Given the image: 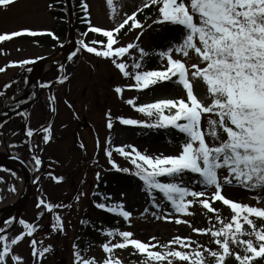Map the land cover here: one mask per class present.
<instances>
[{
	"label": "rangeland",
	"instance_id": "374dc122",
	"mask_svg": "<svg viewBox=\"0 0 264 264\" xmlns=\"http://www.w3.org/2000/svg\"><path fill=\"white\" fill-rule=\"evenodd\" d=\"M145 2L146 0H113V7H110L108 0H86L92 25L105 30L120 24L133 12L142 8ZM49 5V0H15L6 8L0 6V34H10L22 29L43 33L36 36L22 34L0 42V68L4 69L0 71V109L8 101L18 99L29 89L31 85L28 67L34 65L38 59L53 53L59 46L58 24L54 16L56 12L50 11ZM159 15L158 6H156L142 28H132L118 40V44L114 47L131 42L139 43L145 50H151L155 42L151 31L161 25L153 21L157 20ZM63 28L62 32L67 34L68 27L63 26ZM138 34H140L139 41H136ZM93 37L85 42L90 46L102 48L103 45L100 43L95 45L91 43L94 40ZM78 38L83 39V36L79 35ZM61 41H66L64 35ZM79 47L78 44L74 52ZM191 55V60L186 62L199 63L196 56ZM174 57L184 59L179 54H174ZM24 60H31L33 63L20 66L19 62ZM120 60L128 65L126 70L129 72L133 71L134 62L142 64V68L137 69L138 71L153 70L148 67L145 60L141 61L138 49L131 50L130 55L125 54ZM13 62H16L15 66H11ZM165 62L167 64V61H163L164 64ZM62 67L60 65L59 68L49 71L44 79V84L48 86L43 87L38 100L25 111L24 119L17 116L0 123V145L4 136L7 135L11 152L27 159L35 171L43 167L41 175L37 178L38 184L22 215L25 222L36 226V231L31 237L23 235L22 239L11 248L12 253L22 257L19 264H75L74 245L78 246L83 257L95 258L98 264H102L108 256L103 251L102 245L108 242L116 243L120 237L118 235L114 236L115 238L109 237L103 229L101 230L99 217L105 214L94 205L104 201L100 193L111 197L110 200L105 201L108 204L123 201L125 210L132 213L130 221H125L114 214L110 215V218L122 227V231L133 232V238L152 244L159 242L160 245L177 236H190L196 244L199 238H203V242L207 241L205 234L193 231V228H196L192 222L194 215L199 214V218L196 217L198 220L202 218L201 214L205 215L202 212L205 210L202 206L190 207L189 211L194 215L180 216L182 220L189 221L188 224H177L174 219H157L153 213L158 215L170 213V203L165 201L163 213L160 209L152 208L148 204L149 197L142 190V182L134 175L117 171L106 155L107 151H112V160L121 168L130 169L133 166L129 160L115 151L117 147L134 145L142 153L151 156L178 155L181 145L170 142L165 133L166 129L125 126L117 118H133L149 122L155 117L149 118L140 113L137 110L138 106L160 99H186V92H173L165 82H157L142 90L122 88L124 85H134V79L124 77L111 59L97 57L87 51L84 52V56L80 53L77 57L69 59L65 65L64 77L67 79L56 82L62 73ZM161 68L162 66L159 67ZM118 86L123 89L121 94L115 92ZM193 90L204 103H210V100L204 99L206 85L199 78L193 80ZM129 99L133 100L132 105L127 103ZM109 113L113 121L111 129L107 127ZM206 121L207 114L203 120L205 127ZM47 122L50 125L51 139L45 143L42 137L46 133L36 132V130L44 128ZM28 127L34 130L32 138L26 135ZM208 139L211 141L210 137ZM24 141L28 145H24ZM125 150L130 151L127 148ZM34 156H40L42 159L38 169L34 167L32 159ZM97 173H99V179H97ZM221 175H227L226 170H222ZM56 177H63V179L58 181ZM25 184V173L17 166L13 164L0 166V205L1 201L10 195L18 194L20 187ZM13 187L15 190H10ZM191 187L195 190L201 188L199 184H192ZM211 191L215 189L209 190ZM257 193L241 186L225 185L222 188V195L228 199L264 207V201L255 199L263 193ZM41 199L58 207L49 211L43 205L38 206ZM157 199H161V194H157ZM210 202L219 201L210 200ZM227 215L230 217L231 214L227 213ZM57 216L60 217L62 230L53 228V224L57 223ZM94 229L97 231L92 232ZM23 232H25L23 227L18 225L6 239L11 241ZM152 237L156 240H151ZM32 239L36 240L37 249L51 246V250L43 257L39 253L34 257ZM195 246L194 244L193 247ZM171 247L179 249L178 245H171ZM158 250L163 251V249ZM113 255L121 261V264H129V262L144 264L145 261V255L140 254L132 246L114 249ZM151 263L160 264L158 261ZM7 264H14L10 256ZM164 264H167V261ZM173 264H183V262L177 258Z\"/></svg>",
	"mask_w": 264,
	"mask_h": 264
},
{
	"label": "snow or ice",
	"instance_id": "6c2138e0",
	"mask_svg": "<svg viewBox=\"0 0 264 264\" xmlns=\"http://www.w3.org/2000/svg\"><path fill=\"white\" fill-rule=\"evenodd\" d=\"M14 2L15 0H0V6L6 8ZM108 3L113 7V0H108ZM152 5L158 6L160 14L153 23H170L183 29L178 42L155 53L167 61L162 70L138 71L142 64L134 62L133 71L129 72L126 70L128 65L120 58L125 54L130 55L133 49L139 50L141 58L149 53L139 43L130 42L114 47L118 44L114 33L119 34L129 21L132 22L130 28H142L141 22L136 19V12L110 30L93 26L90 20H86L89 30L102 34L106 41L91 42L93 45L102 44V48L90 46L83 39L77 43L88 53L111 59L124 77L134 79L135 84L129 85V88L142 90L157 82L169 81L185 90L187 99H160L138 106L140 113L149 118L155 117L149 122L117 118L125 126L172 128L178 131L184 136L181 151L178 155L151 156L142 153L134 145L117 147L115 151L130 161L132 169L121 168L116 164L112 160V151H107L106 155L113 168L134 175L142 182V190L161 213L165 201L170 203V213H153L157 219H174L177 224H188L189 221L182 220L180 216L192 215L189 209L194 204L202 205L207 212L214 213L219 227L193 228V231L209 235L210 242L215 243L217 247L205 248L196 244L190 236H177L163 245L159 242L152 244L133 238L134 233L131 231L117 232L112 229L107 231V235H118L120 240L102 245L103 251L108 254L102 264H121V261L114 257L113 250L128 246L145 255L144 264H151L152 261H158L160 264L167 261V264H173L177 258L183 264H226L228 257H234L238 264H253L255 258H264V207L228 199L222 195V188L225 185L241 186L247 190L264 192V0H146L143 6ZM81 7L86 12L87 4L82 3ZM22 34L36 36L43 33L22 29L10 34H0V42ZM139 37L140 34L137 35L136 41H139ZM79 51L80 49H77L73 52L69 59L75 57ZM174 54H179L184 59L175 58ZM191 54L196 56L199 63L186 62L191 60ZM31 63V60L19 62L20 66ZM15 64L16 62H13L11 66ZM3 70L0 68V71ZM31 70L28 68L29 72ZM196 78L206 85L204 99L210 100V103H204L194 94L193 80ZM115 92L121 94L123 89L118 86ZM127 103L132 105L134 102L129 99ZM206 114L205 127L203 120ZM108 115L107 127L111 129L113 121L110 113ZM36 132L46 133L42 137L45 143L51 139L50 125ZM26 135L29 138L34 137V130L28 127ZM126 148L130 151H126ZM32 159L34 167L38 169L42 164L41 157L34 156ZM222 170H226L227 175L222 176ZM189 173L194 176L192 183L201 186L200 190L185 184L183 177ZM55 179L59 181L63 177ZM211 189L215 191L209 192ZM10 190L15 189L13 187ZM157 194H162L159 202ZM99 195L104 201L111 199L102 193ZM121 195L123 196V193ZM201 197L204 199H200ZM255 199L264 201V197L260 196ZM210 200H218L228 206L233 214L231 218H222L219 209L214 208ZM40 205L49 211L58 207L43 199L40 200L38 206ZM95 207L110 214H117L125 221H130L132 216L130 211L125 210L123 201L112 204L98 202ZM251 217L259 219L260 225L258 226ZM56 221L53 228L62 230L59 216ZM14 222L15 218L6 224L12 225ZM18 224L25 232L18 234L11 241L4 235L6 229L0 228V264H7L9 256L14 264H19L22 257L11 252L12 246L16 245L23 235L31 237L36 231L34 224L23 219H19ZM245 236L248 239H244ZM151 240L156 238L152 237ZM36 244V240L32 239L34 257L37 253L43 257L51 250V246L37 249ZM171 245H178L179 250ZM74 247L75 264H98L95 258L83 257L78 246ZM235 248H242V253L236 252Z\"/></svg>",
	"mask_w": 264,
	"mask_h": 264
},
{
	"label": "trees",
	"instance_id": "16d2710c",
	"mask_svg": "<svg viewBox=\"0 0 264 264\" xmlns=\"http://www.w3.org/2000/svg\"><path fill=\"white\" fill-rule=\"evenodd\" d=\"M50 5H52L51 9L56 8L58 11L54 13V16L56 17V21L58 24H61V28L59 29L60 34L66 36L65 32H62L64 30L63 26L67 28V7L65 4V0H49ZM82 3H85V0H75L74 1V9H75V25H76V30L78 33H86L85 38L87 41L90 39V37L94 36V40L96 41H101V38L99 34H91L89 31V26L86 20H89L88 16V11L86 12L82 10ZM156 5H152L149 7H142L136 11L137 16L136 19L141 22L143 25L146 23V21L151 17L152 13L155 11ZM87 13V14H86ZM131 21H129L128 25H125L123 29H121V32L119 34H115L117 36V39L119 40L122 36H124L126 33H128L132 28H130ZM152 38L154 36V46L151 50H148L146 52L149 53V55L143 57V60L147 63L152 68H157L160 65L163 64L164 59L162 60L158 55L155 53L158 52L159 50L166 49L169 47L171 44L174 42H178L181 39L183 29L178 26V25H172L170 23H161V25H158L155 29L152 31ZM90 41V40H89ZM85 42V39H84ZM166 85L173 91H180L182 88L172 82L165 81ZM166 136L169 138L170 142L176 145H181L182 141L184 140V136L180 134L178 131L169 128L166 129L165 131ZM184 182L187 186H191L193 183L194 176L193 174H187L183 177ZM162 196V194H161ZM159 201V200H157ZM150 206L152 208H155L152 203H150ZM194 206H202L199 204H194L191 207ZM212 206L216 209H219V213L222 218L229 220L231 216L233 215L230 208L228 206L223 205L222 203H212ZM102 213L105 215H100L99 217V223L102 226V228L106 230H117V232L120 230V227L111 220L110 215L105 211L101 210ZM205 215L203 216L201 214L200 220H198L196 217H198V213L194 215V219L192 220L193 225L196 228H209L212 226L219 227V222L215 220V214L210 213L207 211H202ZM227 213H230V217H228ZM209 214H214V215H209ZM199 218V217H198ZM252 219L255 220L257 225L259 226L261 221L255 217H251ZM195 220V221H194ZM203 222V223H201ZM247 227V225H244ZM97 229L92 230V232H96ZM207 236V241L203 242V238H199L198 244L203 245L205 248H213L215 249L217 245L215 243L210 242V237L209 235L205 234ZM205 237V236H204ZM244 239H248L247 236L243 237ZM178 249V248H177ZM179 250V249H178ZM236 252L242 253V248H235ZM233 261V262H231ZM129 264H131L129 262ZM152 264V263H151ZM226 264H238V261L234 257H228L226 259ZM253 264H264V258L257 257L254 259Z\"/></svg>",
	"mask_w": 264,
	"mask_h": 264
},
{
	"label": "water",
	"instance_id": "95a60500",
	"mask_svg": "<svg viewBox=\"0 0 264 264\" xmlns=\"http://www.w3.org/2000/svg\"><path fill=\"white\" fill-rule=\"evenodd\" d=\"M66 4L68 7V17H69V34H68V39L63 47H61L58 51H56L54 54L51 56H48L39 62H37L33 66V70L31 73L30 81L34 85V95L33 97L24 102H19L13 105L12 108L6 111H0V122L5 121L9 119L10 117L14 116L15 114L26 110L29 108L39 97L41 93V85L43 82V78L47 73V66L49 63L52 61L57 60L59 57L62 55L70 52L72 46H74L76 42V31H75V23H74V13H73V4L72 0H66ZM6 162H13L17 165H20L26 172L27 174V186L25 188V191L22 195V198L20 200V203L17 206H11L8 207L9 211L16 210L15 213V222L12 224L9 229H7L4 233L5 236L11 234L16 226L18 225V221L21 218L30 198L33 192V189L36 184V177L35 173L33 170L30 168V166L25 162L24 159L21 157L17 156L14 153H7V154H0V164H4ZM6 208H0V213L5 212ZM7 216V215H6ZM6 219V217H5ZM5 219H3L2 224L5 223Z\"/></svg>",
	"mask_w": 264,
	"mask_h": 264
},
{
	"label": "bare ground",
	"instance_id": "6f19581e",
	"mask_svg": "<svg viewBox=\"0 0 264 264\" xmlns=\"http://www.w3.org/2000/svg\"><path fill=\"white\" fill-rule=\"evenodd\" d=\"M60 59H62V61H64L65 57H62ZM48 67H50V68L52 67L53 68L54 64H50V66H48ZM31 89L32 88H30L27 92H25L21 96V98L16 99V100L8 101L7 104H6V109H9L16 102L29 100L32 97V95H33V91ZM9 152H10V140H9V137L7 135H5L4 138H3V141H2V143L0 145V154H5V153H9ZM17 167L22 171L21 167H19V166H17ZM42 170H43V167H41L40 169H38L36 171L37 177L39 175H41ZM25 185L20 187V190H19L18 194L10 195L7 199L1 201V206L8 207V206H12V205H18L19 202H20V199L22 197L23 191L25 189ZM2 222H3V219H2V216L0 214V225H2Z\"/></svg>",
	"mask_w": 264,
	"mask_h": 264
}]
</instances>
